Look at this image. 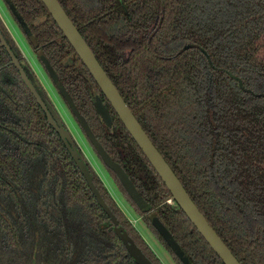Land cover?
<instances>
[{
  "label": "trees",
  "instance_id": "1",
  "mask_svg": "<svg viewBox=\"0 0 264 264\" xmlns=\"http://www.w3.org/2000/svg\"><path fill=\"white\" fill-rule=\"evenodd\" d=\"M11 2L28 32L4 5L36 60L47 76L46 66L56 74L147 209H138L102 164L124 202L174 264L182 263L157 223L191 264H222L177 205L166 203L168 190L41 1ZM57 2L225 246L240 264H264V0ZM0 33L28 67L1 20ZM96 96L109 111L110 128L95 113ZM77 150L118 225L151 264H162ZM0 264H135L3 48Z\"/></svg>",
  "mask_w": 264,
  "mask_h": 264
},
{
  "label": "water",
  "instance_id": "2",
  "mask_svg": "<svg viewBox=\"0 0 264 264\" xmlns=\"http://www.w3.org/2000/svg\"><path fill=\"white\" fill-rule=\"evenodd\" d=\"M4 4L9 9L12 16L16 19L20 27L23 31H27V27L25 26L21 16L17 13L13 3L11 0H2ZM51 19L54 21L64 38L67 40L76 56L79 58L81 63L87 69L88 73L92 77L93 81L99 88L101 94L107 100L112 110L122 123L123 127L136 143L138 148L143 153L144 157L151 165L155 173L158 175L166 189L170 194L171 202L175 203L177 207L184 213L186 218L189 220L191 225L195 228L197 233L202 237L205 243L209 246V248L213 251V253L219 258L222 264H240L237 259L233 256V254L229 251V249L225 246L219 236L215 233V231L208 224L206 219L203 217L201 212L198 210L196 205L192 202L187 192L183 188L182 184L175 176L169 165L163 159L161 154L152 144L146 133L143 131L136 118L132 114L131 110L128 108L119 92L112 84L107 74L104 72L103 68L100 66L98 61L96 60L94 54L88 47L87 43L80 35L76 27L73 25L67 14L64 12L60 4L57 0H40ZM0 48L5 49L9 58L10 65L13 66L19 73L20 79L23 81L24 85L27 87L28 91L33 96L35 102L40 107L42 112L45 114L46 121L48 125L57 133L61 142L65 146V149L68 151L71 159L79 170L80 174L84 178L89 190L91 191L93 197L95 198L96 203L103 210L106 216L109 218L113 232L115 236L120 240L122 245L124 246L126 252L130 256V258L134 261L135 264H151V262L145 257V255L141 252V250L135 245L133 240L129 237L127 232L123 227L118 225V220L115 215L111 212L107 204L104 202L101 194L95 187L92 181V175L87 168L84 160L79 154L77 147L67 131L65 127H63V122L60 119L58 112L51 106L45 96L43 91H41L35 82L34 75L29 67H22L20 63L17 61L10 48L6 44L5 40L0 34ZM188 49V47H186ZM48 76L54 85L56 91L61 96V98L65 101L68 106L72 116L75 118L78 126L84 133L88 142L94 149L96 155L99 157L103 165L112 171L121 186L132 200V202L138 207L140 210L147 209L146 203L143 201L141 196L137 193L135 188L133 187L131 181L128 179L126 174L122 171V169L115 164L101 147L99 142L94 138L91 133L86 121L84 118L79 115V112L72 102L69 95L66 93L62 84L59 82L56 74L53 72L49 66H46ZM228 77L234 79L238 82L239 86H241V82L239 78L234 77L232 74L227 73ZM93 107L95 113L100 118L101 122L107 126H111V118L110 115L103 105L102 101L96 97L93 102ZM158 233L169 247V249L173 252V254L180 260L182 264H191L180 249L179 245L173 240L167 229L161 225H155Z\"/></svg>",
  "mask_w": 264,
  "mask_h": 264
},
{
  "label": "rangeland",
  "instance_id": "3",
  "mask_svg": "<svg viewBox=\"0 0 264 264\" xmlns=\"http://www.w3.org/2000/svg\"><path fill=\"white\" fill-rule=\"evenodd\" d=\"M0 15L2 16L4 22L12 32L37 82L45 91L47 97L49 98L50 102L53 105V108L58 112L60 119L63 122V125H65L72 139L75 141V143L78 145L79 149L85 156V160L88 162V164L93 169V171L99 176L100 180L106 187L108 193L111 195L117 206L121 209L125 217L133 222L132 226L138 231V233L141 235V237L144 239V241L147 243V245L153 251V253L157 256V258L161 261V263L174 264L168 252L150 234V232L142 223L141 219L124 202L123 198L119 195L118 191L115 189L112 181L107 177L104 166L102 165V163L99 161V159L91 149L86 138L81 133L78 125L73 120L66 105L64 104L59 94L57 93L56 89L54 88L52 82L50 81V79L44 72L43 68L36 60V56L30 50L22 34H20L17 26L13 22L2 0H0ZM166 203L169 205H173V202L171 203V200H167Z\"/></svg>",
  "mask_w": 264,
  "mask_h": 264
},
{
  "label": "flooded vegetation",
  "instance_id": "4",
  "mask_svg": "<svg viewBox=\"0 0 264 264\" xmlns=\"http://www.w3.org/2000/svg\"><path fill=\"white\" fill-rule=\"evenodd\" d=\"M1 18V17H0ZM1 20V19H0ZM1 22H2V20H1ZM3 23V22H2ZM4 25V24H3ZM5 27V26H4ZM6 28V27H5ZM1 34V33H0ZM2 36V35H1ZM13 40V39H12ZM15 43V42H14ZM7 44V43H6ZM17 46V45H16ZM9 47V46H8ZM19 49V48H18ZM19 51H20V49H19ZM21 52V51H20ZM21 65V64H20ZM22 67H26V66H24V65H21ZM34 78H35V76H34ZM35 80H36V78H35ZM36 82V81H35ZM40 89V88H39ZM41 90V89H40ZM96 97H98V96H96ZM95 97V98H96ZM94 98V99H95ZM99 98V97H98ZM100 99V98H99ZM123 99V98H122ZM101 100V99H100ZM106 100V99H105ZM107 101V100H106ZM103 103V102H102ZM108 103V102H107ZM109 104V103H108ZM103 105H104V103H103ZM127 105V104H126ZM105 106V105H104ZM111 107V106H110ZM94 108V107H93ZM105 108L107 109V107L105 106ZM107 111H108V109H107ZM114 112V111H113ZM108 113H109V111H108ZM110 115V114H109ZM110 118H111V116H110ZM122 124V123H121ZM111 126H112V120H111ZM110 126V127H111ZM107 127V126H106ZM110 127H107V128H110ZM105 151V150H104ZM109 156V155H108ZM110 159H111V157H109ZM112 160V159H111ZM103 164V163H102ZM116 164V163H115ZM119 166V165H118ZM123 171V170H122ZM107 175V174H106ZM127 176V175H126ZM107 177H108V175H107ZM109 178V177H108ZM129 179V178H128Z\"/></svg>",
  "mask_w": 264,
  "mask_h": 264
},
{
  "label": "crops",
  "instance_id": "5",
  "mask_svg": "<svg viewBox=\"0 0 264 264\" xmlns=\"http://www.w3.org/2000/svg\"><path fill=\"white\" fill-rule=\"evenodd\" d=\"M0 17H1V20H2V22H3V24H4V26L6 27V29H7L8 33H9V35H10V37L13 39V41L15 42V44L17 45V47L20 49V47L18 46V44H17V42H16V40H15V38H14L12 32L10 31V29L8 28V26H7L6 23L4 22V20H3V18H2L1 15H0ZM20 51H21V49H20ZM21 53H22V51H21ZM103 185H104V184H103Z\"/></svg>",
  "mask_w": 264,
  "mask_h": 264
},
{
  "label": "built area",
  "instance_id": "6",
  "mask_svg": "<svg viewBox=\"0 0 264 264\" xmlns=\"http://www.w3.org/2000/svg\"><path fill=\"white\" fill-rule=\"evenodd\" d=\"M22 54V53H21ZM22 56H23V54H22ZM23 58H24V56H23ZM25 59V58H24ZM25 61H26V59H25ZM27 62V61H26ZM29 67V66H28ZM44 91V90H43ZM45 92V91H44ZM46 94V93H45ZM49 99V98H48ZM52 104V103H51ZM53 106V105H52ZM65 126V125H64ZM66 128V127H65ZM68 131V130H67ZM74 141V140H73ZM74 143H75V141H74ZM75 145H76V147L79 149V147H78V145L75 143ZM79 151L81 152V150L79 149ZM82 153V152H81ZM82 155H83V153H82ZM84 156V155H83ZM84 158H85V156H84ZM99 177V176H98ZM102 182V181H101ZM105 187V186H104ZM106 188V187H105ZM172 203V202H171ZM131 224H133V222L131 221V220H128Z\"/></svg>",
  "mask_w": 264,
  "mask_h": 264
}]
</instances>
